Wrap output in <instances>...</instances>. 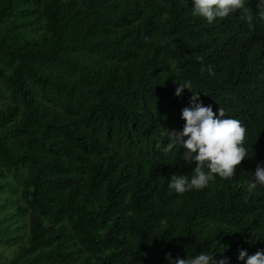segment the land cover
<instances>
[{
	"label": "trees",
	"instance_id": "trees-1",
	"mask_svg": "<svg viewBox=\"0 0 264 264\" xmlns=\"http://www.w3.org/2000/svg\"><path fill=\"white\" fill-rule=\"evenodd\" d=\"M209 24L193 0H0V264H172L264 251V19ZM203 56L201 63L197 57ZM211 66L212 71H208ZM241 121L231 178L179 194L193 93ZM160 148H157V144ZM207 172V168H205ZM14 229L17 231L14 232Z\"/></svg>",
	"mask_w": 264,
	"mask_h": 264
},
{
	"label": "clouds",
	"instance_id": "clouds-1",
	"mask_svg": "<svg viewBox=\"0 0 264 264\" xmlns=\"http://www.w3.org/2000/svg\"><path fill=\"white\" fill-rule=\"evenodd\" d=\"M192 15L204 18L209 24L217 18H226L232 13L240 12V19L251 24L253 15L246 6V0H193ZM259 16L264 19V0H258ZM197 59L203 63L204 57ZM211 72V66H208ZM187 88L191 91V83H179L176 95L180 96ZM192 92V91H191ZM193 93V92H192ZM200 96L193 93L190 107L182 110V119L185 121L182 131L163 128L161 136L166 138L167 144L162 151L165 155L180 145L186 149L184 161L189 165L195 163L191 178L187 175H173L169 188L179 194L192 189H202L218 174L227 179L235 175L238 166L248 157L247 149L243 146L246 137V128L241 121L234 118H225V111L219 108V116L211 106H204ZM157 144V148H160ZM207 168V172L205 171ZM257 183L264 185V166L258 165L255 170V180L248 183V191H253ZM214 255L202 252L187 259L177 257L173 260L167 255L172 264H228V259H215ZM246 264H264V251H257L249 255L241 250L239 259Z\"/></svg>",
	"mask_w": 264,
	"mask_h": 264
},
{
	"label": "rangeland",
	"instance_id": "rangeland-1",
	"mask_svg": "<svg viewBox=\"0 0 264 264\" xmlns=\"http://www.w3.org/2000/svg\"><path fill=\"white\" fill-rule=\"evenodd\" d=\"M14 232L17 231L14 229ZM19 241L12 240L11 242L0 243V255H11L12 249L18 244Z\"/></svg>",
	"mask_w": 264,
	"mask_h": 264
}]
</instances>
